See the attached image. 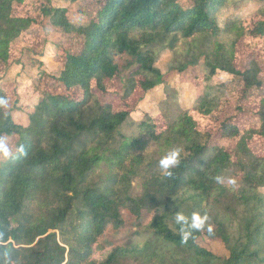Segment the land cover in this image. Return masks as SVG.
Masks as SVG:
<instances>
[{"label":"trees","instance_id":"1","mask_svg":"<svg viewBox=\"0 0 264 264\" xmlns=\"http://www.w3.org/2000/svg\"><path fill=\"white\" fill-rule=\"evenodd\" d=\"M232 1L104 0L95 18L80 23L66 7L46 0L42 20L50 18L74 36L76 49L53 76L66 92L42 91L25 109L24 124L15 121L18 99L8 105L1 80L13 63L12 42L38 22L13 15L14 4L23 0H0V63L6 66L0 76V100L6 101L0 103V142L10 153L0 163V264H264V153L250 146L264 139V90L256 95V127L221 122L220 136L232 139L231 145L210 143L212 134L194 117L217 112L232 96L224 82L207 84L217 70L238 78L242 98L254 87L264 89L254 58L242 70L234 63L249 17L229 15L219 23V10ZM249 1L260 3L254 32L264 42V0ZM180 40L189 43L192 56L175 57L167 73H181L195 59L207 70L192 108L165 114L164 127L157 128L149 115L133 121L131 110L100 100L106 83L121 72L116 55L136 64L132 73L142 76L146 93L164 81L156 54L173 50ZM127 83L126 97L134 89ZM242 104L237 101L235 110L242 111ZM149 145L155 147L150 157ZM171 149L179 150V163L169 174L158 161ZM134 177L140 178V191L130 195ZM122 210L139 228L94 258L107 227L124 225ZM145 212L153 216L144 225ZM177 213L185 222L177 223ZM197 217L198 228L192 226ZM201 235L220 242L226 253L201 245Z\"/></svg>","mask_w":264,"mask_h":264},{"label":"rangeland","instance_id":"2","mask_svg":"<svg viewBox=\"0 0 264 264\" xmlns=\"http://www.w3.org/2000/svg\"><path fill=\"white\" fill-rule=\"evenodd\" d=\"M46 0H23L22 3H15L13 15L33 16L38 25L35 29L21 32L10 46V60L12 65L7 68L1 82H6L4 87L8 98V105L17 98L18 104L13 111L16 122L26 123V108L33 106L39 100L42 91L64 94L66 89L62 87L53 76H58L63 67L64 58L68 53L76 49V38L62 30L54 27L50 18L42 20L41 9ZM104 0H82L72 4L70 0H51L53 7L67 8L68 17L80 23H85L90 18H95L98 8ZM260 8V3L249 0H233L231 4L219 10L217 16L219 23L229 15H244L249 18L243 23L245 36L242 41L235 44L234 63L239 70L247 67L251 58H254L261 68L260 79L264 78V42L254 32L256 23L260 20L258 15H253ZM251 16V17H250ZM192 52L189 43L180 40L173 50L161 49L156 54L155 66L164 74V81L156 87L143 92L139 85L142 76L133 74L136 64L130 65L128 58L123 55H116L115 61L121 68V72L112 77L105 85L106 92H100V100H110L115 104V110L125 108L131 110V119L139 121L143 116L149 115L157 128L165 125V114H173L180 109L192 108L196 96L201 92L203 76L207 70L202 59H195L188 68L181 72L167 73L169 63L177 57V61L190 59ZM5 64L0 63V76L4 74ZM130 80L134 83V89L128 97L125 96ZM221 82L228 84L232 96L228 101L223 102L217 112L209 116L195 114L202 130L212 134L210 143L220 145H231L232 139L220 136V124L228 119L230 123L238 128L256 127L259 123L255 113L256 95L264 89L252 88L248 98H242V85L236 76L217 70L214 76L207 82L209 85H218ZM243 100L242 111H236L237 101ZM194 114V112L190 113ZM6 143V142H5ZM251 148L258 153H264V139L255 138L250 143ZM154 145H149L147 155L150 157L154 151ZM5 156L0 154V163L4 162ZM130 195H136L140 191V178L134 177L127 187ZM264 192V187L259 189ZM188 206H183V208ZM124 225L120 228L108 226L104 234L99 238L93 248V257L100 258L112 246L124 241L128 235L137 230V220L128 212L122 210ZM153 213H143L140 222L146 224ZM210 223L206 222L203 228L208 229ZM197 241L204 247L217 254L226 253L223 245L201 235Z\"/></svg>","mask_w":264,"mask_h":264},{"label":"clouds","instance_id":"3","mask_svg":"<svg viewBox=\"0 0 264 264\" xmlns=\"http://www.w3.org/2000/svg\"><path fill=\"white\" fill-rule=\"evenodd\" d=\"M0 103H6V101L0 100ZM0 153H3V155L8 156L9 149L8 147L3 143L0 142ZM179 163V150L178 149H171L167 151L161 159L158 161V167L170 174V170L178 165ZM219 179V178H217ZM177 223L185 222L186 218L182 213H177L176 216ZM202 224V221L197 217L193 221V227H200Z\"/></svg>","mask_w":264,"mask_h":264}]
</instances>
